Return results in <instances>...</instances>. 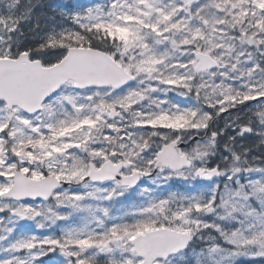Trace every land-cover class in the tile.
I'll use <instances>...</instances> for the list:
<instances>
[{
	"label": "snow or ice",
	"instance_id": "snow-or-ice-1",
	"mask_svg": "<svg viewBox=\"0 0 264 264\" xmlns=\"http://www.w3.org/2000/svg\"><path fill=\"white\" fill-rule=\"evenodd\" d=\"M0 264H264V0H0Z\"/></svg>",
	"mask_w": 264,
	"mask_h": 264
},
{
	"label": "trees",
	"instance_id": "trees-1",
	"mask_svg": "<svg viewBox=\"0 0 264 264\" xmlns=\"http://www.w3.org/2000/svg\"><path fill=\"white\" fill-rule=\"evenodd\" d=\"M46 2H60V0H46ZM174 190H179V189H178V187H176V189H174ZM46 259H47V257H46Z\"/></svg>",
	"mask_w": 264,
	"mask_h": 264
},
{
	"label": "rangeland",
	"instance_id": "rangeland-1",
	"mask_svg": "<svg viewBox=\"0 0 264 264\" xmlns=\"http://www.w3.org/2000/svg\"><path fill=\"white\" fill-rule=\"evenodd\" d=\"M84 2H88V0H84Z\"/></svg>",
	"mask_w": 264,
	"mask_h": 264
}]
</instances>
